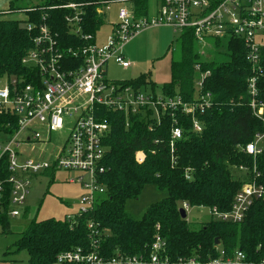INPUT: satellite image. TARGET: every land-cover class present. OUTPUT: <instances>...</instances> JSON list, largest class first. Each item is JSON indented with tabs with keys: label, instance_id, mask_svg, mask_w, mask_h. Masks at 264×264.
<instances>
[{
	"label": "trees",
	"instance_id": "obj_1",
	"mask_svg": "<svg viewBox=\"0 0 264 264\" xmlns=\"http://www.w3.org/2000/svg\"><path fill=\"white\" fill-rule=\"evenodd\" d=\"M128 1L133 2L138 17L148 16L149 0H58L29 8L32 11H25L22 18L9 19L4 16L18 12L11 3L9 13H0V78L29 76V69L22 64L36 37V29L29 31V24L40 25L46 16L61 49L78 47L84 42L70 32L65 19L68 11L61 6L81 5L83 32L96 36L105 24V15L100 16L98 9ZM177 44L179 57L171 62V82L162 90L164 95H181L191 101L195 94V66L201 63L192 32L182 33ZM247 54L244 43L232 41L228 61L203 64V71L211 73L205 92L213 96V106L200 118L204 127L201 134L191 131L190 118L181 119L184 136L174 142V148L171 132L175 123L170 115H163L160 123L150 130V122L146 120L132 119L126 127L122 114L103 109L111 122L105 141L106 197L94 211L77 216L74 224L54 219L33 222L16 243L17 251H27L29 264H57L61 253L78 248L87 251L96 248L102 257L112 259L118 255L147 254L154 237L160 235L167 243L169 264L182 258L217 259L221 250L227 256L242 251L246 256L244 264H264V202L256 201L239 224L212 218L199 229H193L180 214L183 203L192 208L230 211L244 185L233 175V169L241 166L249 170L252 180L264 185V152L253 158L241 149L264 132L263 121L251 107L254 98L249 94L248 80L256 72ZM258 68L261 69L257 73L258 99L264 102V50ZM130 82L152 85L155 89L146 77ZM14 130V118L1 115L0 134L8 135ZM138 152L145 154L143 163L136 161ZM9 177L8 160L4 157L0 160V180ZM150 186L166 196L135 219L127 212V204L137 201ZM7 210L6 207L0 218L2 231L9 228ZM28 212L25 211V216ZM90 223L93 229L89 228Z\"/></svg>",
	"mask_w": 264,
	"mask_h": 264
},
{
	"label": "built area",
	"instance_id": "obj_2",
	"mask_svg": "<svg viewBox=\"0 0 264 264\" xmlns=\"http://www.w3.org/2000/svg\"><path fill=\"white\" fill-rule=\"evenodd\" d=\"M54 1L58 0H39L38 5ZM60 8L68 11L65 19L70 32L84 44L61 49L55 32L43 16L42 24L28 26L29 31L36 29L33 47L22 62L29 69V76L5 77L8 82L0 87V116H12L15 128L13 133L4 135L7 141L0 145V160L7 158L10 173L8 180H0V218L6 207L10 220L21 217L22 213L24 215L33 178L41 174L53 175L58 171L71 175L69 183L78 185L82 190L80 211L68 216L66 222L74 224L77 216L97 208L106 197L103 181L107 171L108 148L105 141L111 129V122L103 109L122 114L126 127L132 119L146 120L150 122V130L154 124L160 123L163 115H170L175 123L171 132L172 148L174 142L184 136L181 119L190 118L191 131L201 134L204 127L200 118L213 106V96L205 92V83L211 73L203 71V64L212 61L206 55L210 41H214L216 46H229L232 41H241L247 47V59L256 72L248 80L249 94L254 98L251 107L254 115L264 124V102L258 99L257 75L261 73L258 67L261 51L264 50L259 42L264 38V0H161L157 13L152 17H138L134 10L123 6L118 22L102 45L97 43L95 35L83 32L84 12L81 5L72 3ZM106 9L108 7L97 12L106 16ZM160 27H168L181 34L191 31L195 45L201 48L197 55L203 60L200 59L201 63L195 66V94L191 101L181 95L159 97L150 85L107 79L106 65L110 61L125 69L130 68L132 63L123 52L126 46L141 31ZM148 87H151L149 94L146 93ZM66 133L64 148L53 155L50 162L25 158L24 147L49 145L56 136ZM263 138L264 132L257 134L253 142L241 149L256 158L264 152L260 147ZM135 158L138 163H143L145 154L138 152ZM239 170L249 172L244 166ZM256 201L264 202V185L253 180L244 184L236 194L230 211L220 212L213 208L210 214L215 220L239 224ZM190 208L183 203L186 215ZM89 228L93 229V223L89 224ZM166 251L165 239L156 235L147 254L105 259L96 248L90 251L78 248L61 253L57 264H169ZM245 261L242 251L227 256L221 250L217 259L199 261L195 257L182 258L173 264H244Z\"/></svg>",
	"mask_w": 264,
	"mask_h": 264
},
{
	"label": "rangeland",
	"instance_id": "obj_3",
	"mask_svg": "<svg viewBox=\"0 0 264 264\" xmlns=\"http://www.w3.org/2000/svg\"><path fill=\"white\" fill-rule=\"evenodd\" d=\"M159 0H149V17H152ZM11 3L18 9L17 13L7 14L4 17L9 19L22 18L24 11L39 4V0H0V13H9ZM133 2L113 3L105 10L104 25L96 35L99 45L106 43L107 37L111 34L113 25L118 22L120 9L125 6L133 9ZM180 32H174L170 28H150L141 31L133 41L124 49L126 59L132 63L128 69L123 68L115 61H110L106 65L107 79L109 81H138L146 77L156 85L155 93L163 97L164 85L171 82V62L179 56L178 40ZM259 41L264 46V38ZM201 48L195 45V52L199 53ZM206 55L210 60L225 62L229 60L228 45L216 46L214 41L209 42ZM207 56L205 59H207ZM203 60V58L200 57ZM0 87L7 84V79L0 80ZM148 87L146 93H151ZM67 134L56 136L50 144H31L23 148L25 158H38L48 160L55 154H59L66 143ZM7 137L0 134V145L7 141ZM264 149V138L260 143ZM254 158V157H253ZM249 171V170H248ZM249 172L243 173L239 169H233V175L242 184H248L253 180ZM71 175L64 171L55 174H41L33 178L31 182L30 194L26 207L29 214L21 215L16 219H11L9 228L0 232V264H29L27 251L18 252L15 248L22 234L35 221L54 219L65 221L70 215H75L80 211V197L82 190L78 185L70 184L68 179ZM166 196L165 192L159 191L155 187H148L137 201L127 204V212L135 219L142 217L147 208ZM182 209V207H181ZM212 219L210 209L205 207L190 208L186 220L193 229H199L203 224Z\"/></svg>",
	"mask_w": 264,
	"mask_h": 264
},
{
	"label": "crops",
	"instance_id": "obj_4",
	"mask_svg": "<svg viewBox=\"0 0 264 264\" xmlns=\"http://www.w3.org/2000/svg\"><path fill=\"white\" fill-rule=\"evenodd\" d=\"M160 1H161V0H159L158 3H157V5H156V9H155V12H154L153 16H154V15L157 13V11H158V7H159V5H160ZM128 9H130V10H132V11L134 10V9H131V8H128ZM148 16H149V13H148ZM165 28H168V27H165ZM170 29H171V28H170ZM172 30H173V29H172ZM173 31H174V30H173ZM126 82H127V81H126ZM152 83H153V82H152ZM153 84H154V83H153ZM154 85H155V84H154ZM147 86H148V85H147ZM150 86L152 87V85H150ZM155 89H156V85H155ZM163 93H164V92H163ZM163 95H164V94H163ZM27 210L29 211V209H27ZM28 214H29V212H28ZM28 214H27V215H28Z\"/></svg>",
	"mask_w": 264,
	"mask_h": 264
},
{
	"label": "water",
	"instance_id": "obj_5",
	"mask_svg": "<svg viewBox=\"0 0 264 264\" xmlns=\"http://www.w3.org/2000/svg\"><path fill=\"white\" fill-rule=\"evenodd\" d=\"M180 214L182 216L183 219H186L187 218V215L185 213V211L183 209L180 210ZM216 245L219 246L220 245V241L217 239L216 240Z\"/></svg>",
	"mask_w": 264,
	"mask_h": 264
}]
</instances>
